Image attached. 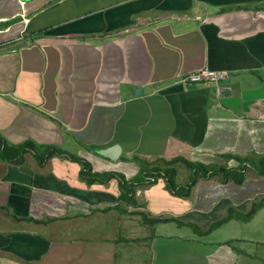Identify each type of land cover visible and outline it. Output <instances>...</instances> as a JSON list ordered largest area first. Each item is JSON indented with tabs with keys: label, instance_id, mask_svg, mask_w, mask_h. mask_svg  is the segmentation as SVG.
Listing matches in <instances>:
<instances>
[{
	"label": "crops",
	"instance_id": "obj_1",
	"mask_svg": "<svg viewBox=\"0 0 264 264\" xmlns=\"http://www.w3.org/2000/svg\"><path fill=\"white\" fill-rule=\"evenodd\" d=\"M205 67L227 77L182 82ZM0 136L143 177L123 197L64 154L0 158V264H264V205L207 231L264 198V0H0ZM225 154L253 160L242 184L168 189L195 176L169 160Z\"/></svg>",
	"mask_w": 264,
	"mask_h": 264
},
{
	"label": "trees",
	"instance_id": "obj_2",
	"mask_svg": "<svg viewBox=\"0 0 264 264\" xmlns=\"http://www.w3.org/2000/svg\"><path fill=\"white\" fill-rule=\"evenodd\" d=\"M47 149H48L47 151L42 152L38 149L36 144L29 142V141L24 142L22 144L9 143L0 136V158L5 160V161H13L15 163H21L24 161V159H23L24 153L29 151V150L32 151L35 158L41 164H43L46 157H50L54 154H57V155L64 154L69 159H71L73 161H77L81 164L80 176H81V178L88 181L89 183H94L96 181L105 182V181H107L113 177L118 176L120 178V180H119L120 184H122V196L123 197L124 196L129 197V193L132 192V190L134 188V182L139 183L143 179V177H142V178H136L133 180H127L124 175H121L120 173H117V172H113V171L97 172V171H94L92 163L89 160H87V159H85L79 155L68 152V151H66L60 147H56L53 145L49 146ZM223 156L227 157L228 159L229 158H235L239 162V165L237 167H233V168H227L226 165H207V164H204L202 162L191 161V160H189L185 157H182V156L174 158L171 161L169 160L168 164H169V162H171L170 165H172L173 163L179 162V161L185 163L187 165V167L191 171H193V173H194L193 175H195V176L192 177L191 183L189 184V186H185V185L181 186L177 183L178 170L173 166H169L167 168H164V169H162L161 172L164 173L165 177L167 178L168 189L174 190L178 194L188 196V195H190V190L192 188V185L196 182V179L199 177L206 176L210 172L222 174L225 177V180L232 179L235 183L242 184L246 178V172L245 171L251 167L253 160L250 159V157H244V156L235 155V154H225ZM154 170H156V169H154ZM152 171L153 170L146 171V175L150 176V174H151L150 172H152ZM260 172L262 173V172H264V170L261 169ZM144 178H145V176H144ZM184 191H187V192H184ZM262 205H264V198L259 202H255L247 212H239L236 209H234L233 207H230L228 210V215L226 217H224L222 220L214 222L209 227V229L207 231L213 230L217 226L221 225L223 222H226V221L231 220L233 218L248 220L255 214L257 209ZM15 218H16V216H15ZM144 219L147 220V217H144ZM173 220H175V219H173ZM178 220H180V219L176 218V221H178ZM153 221H154L153 223L162 222V221H165V218H156V219H153ZM178 223L182 224L183 222L178 221Z\"/></svg>",
	"mask_w": 264,
	"mask_h": 264
},
{
	"label": "built area",
	"instance_id": "obj_3",
	"mask_svg": "<svg viewBox=\"0 0 264 264\" xmlns=\"http://www.w3.org/2000/svg\"><path fill=\"white\" fill-rule=\"evenodd\" d=\"M227 77L225 71H217L209 67H205L193 73H190L182 78V82L188 84L202 83L215 84Z\"/></svg>",
	"mask_w": 264,
	"mask_h": 264
},
{
	"label": "rangeland",
	"instance_id": "obj_4",
	"mask_svg": "<svg viewBox=\"0 0 264 264\" xmlns=\"http://www.w3.org/2000/svg\"><path fill=\"white\" fill-rule=\"evenodd\" d=\"M242 212H244V211H242ZM240 224H241V222L238 221L236 225H240ZM155 227H158V225H156ZM171 228H173V226H166L165 224H160L159 225V228H158V231L159 232H164V231H167V230H169ZM223 231H225V230H223ZM221 234H224V232L221 231V232H219L218 235L222 236ZM237 242H239V241H237ZM260 254L264 256V254H262V253H260ZM149 256H150V253H148V256L146 254V257H149Z\"/></svg>",
	"mask_w": 264,
	"mask_h": 264
},
{
	"label": "water",
	"instance_id": "obj_5",
	"mask_svg": "<svg viewBox=\"0 0 264 264\" xmlns=\"http://www.w3.org/2000/svg\"><path fill=\"white\" fill-rule=\"evenodd\" d=\"M143 93V89H142V87H138L137 89H136V91H135V94L136 95H141Z\"/></svg>",
	"mask_w": 264,
	"mask_h": 264
}]
</instances>
